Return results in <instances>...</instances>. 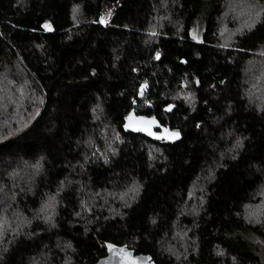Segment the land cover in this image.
I'll return each mask as SVG.
<instances>
[{
	"label": "trees",
	"instance_id": "1",
	"mask_svg": "<svg viewBox=\"0 0 264 264\" xmlns=\"http://www.w3.org/2000/svg\"><path fill=\"white\" fill-rule=\"evenodd\" d=\"M263 188L264 0H0V264H264Z\"/></svg>",
	"mask_w": 264,
	"mask_h": 264
},
{
	"label": "water",
	"instance_id": "2",
	"mask_svg": "<svg viewBox=\"0 0 264 264\" xmlns=\"http://www.w3.org/2000/svg\"><path fill=\"white\" fill-rule=\"evenodd\" d=\"M131 118V119H130ZM151 122V123H149ZM142 130H136V129ZM124 130L126 133H136L145 135L151 139L167 140L178 142L181 139L179 130H169L163 127L157 118L138 115L132 112L125 120ZM167 130V131H165ZM152 133V134H149ZM171 133H178L179 137L172 136ZM102 264H155L150 256L137 255L134 251L125 248H115L108 251V255Z\"/></svg>",
	"mask_w": 264,
	"mask_h": 264
},
{
	"label": "rangeland",
	"instance_id": "3",
	"mask_svg": "<svg viewBox=\"0 0 264 264\" xmlns=\"http://www.w3.org/2000/svg\"><path fill=\"white\" fill-rule=\"evenodd\" d=\"M201 34H202V27L198 26L195 29L193 35H194L195 38H200ZM263 190H264V188H263ZM263 190L261 191L262 192L261 196H264V191ZM261 204H259L258 206L254 207V209L249 212V216L251 217V219H253V218L264 219V206L261 205ZM262 248L264 250V244L262 245ZM112 249H115V248L114 247H110L109 248V250H112Z\"/></svg>",
	"mask_w": 264,
	"mask_h": 264
},
{
	"label": "snow or ice",
	"instance_id": "4",
	"mask_svg": "<svg viewBox=\"0 0 264 264\" xmlns=\"http://www.w3.org/2000/svg\"><path fill=\"white\" fill-rule=\"evenodd\" d=\"M130 119H131V118H130ZM149 123H151V122H149ZM136 130L139 131V130H142V129H139V128H138V129H136ZM165 131H167V130H165ZM149 134H152V133H149ZM171 135H172V136H175V137H177V138L179 137V134H178V133H171ZM47 207H48V205H45L44 208L41 209V211H44Z\"/></svg>",
	"mask_w": 264,
	"mask_h": 264
}]
</instances>
